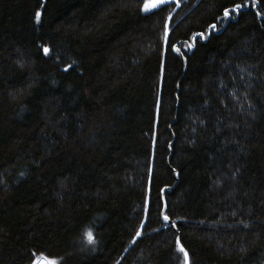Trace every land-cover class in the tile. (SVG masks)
<instances>
[{
  "label": "trees",
  "instance_id": "obj_1",
  "mask_svg": "<svg viewBox=\"0 0 264 264\" xmlns=\"http://www.w3.org/2000/svg\"><path fill=\"white\" fill-rule=\"evenodd\" d=\"M144 2L0 0V264H264V0Z\"/></svg>",
  "mask_w": 264,
  "mask_h": 264
},
{
  "label": "snow or ice",
  "instance_id": "obj_2",
  "mask_svg": "<svg viewBox=\"0 0 264 264\" xmlns=\"http://www.w3.org/2000/svg\"><path fill=\"white\" fill-rule=\"evenodd\" d=\"M169 2V0H145V3L143 5V7L141 8V11H144V12H150L152 9H157L159 8L160 5L162 4H165ZM247 5H242V4H235L234 7H232L231 9L229 7H224L222 9L223 11V15L225 17H229L230 13H235V12H238L239 10H241L243 7H246ZM257 15H262L261 13H257ZM40 16H41V13L39 11H37L35 13V19L37 21L40 20ZM168 20L171 19V16H169L167 18ZM164 36H163V39H164V42L165 44H167L168 40H169V37H170V28H169V25L168 23H165L164 24ZM212 29H215V25H211L210 26ZM200 38H204L203 36V33H200L198 34ZM187 47L190 49L192 47L191 44L187 45ZM171 50L173 52H176V53H180L181 49L176 47L175 44H172L171 45ZM49 51L48 48H44V52L47 54ZM170 218L168 215H164L163 216V220L164 221H168ZM167 226V225H166ZM176 225L173 223L172 224V227H175ZM135 235L137 237L141 236V232L140 231H137L135 233ZM84 239L87 240V242L89 244H94L95 243V237L93 235V233L89 230V231H86L84 233ZM177 243H179V238L177 237ZM179 251L181 253H183V256H184V264H188V253L187 251L184 249L183 245H180L179 247ZM50 255V254H49ZM39 257V259H36L35 257ZM32 264H62V260L61 259H49L47 258L44 254L40 253V252H37L35 254H33V262Z\"/></svg>",
  "mask_w": 264,
  "mask_h": 264
},
{
  "label": "water",
  "instance_id": "obj_3",
  "mask_svg": "<svg viewBox=\"0 0 264 264\" xmlns=\"http://www.w3.org/2000/svg\"><path fill=\"white\" fill-rule=\"evenodd\" d=\"M171 220L169 219L168 221H164V223L169 224ZM181 245V244H180ZM188 264H189V256H188Z\"/></svg>",
  "mask_w": 264,
  "mask_h": 264
},
{
  "label": "rangeland",
  "instance_id": "obj_4",
  "mask_svg": "<svg viewBox=\"0 0 264 264\" xmlns=\"http://www.w3.org/2000/svg\"><path fill=\"white\" fill-rule=\"evenodd\" d=\"M144 3H145V2H144ZM143 5H144V4H143ZM152 10H154V9H152ZM152 10H151V11H152ZM143 12H144V11H143Z\"/></svg>",
  "mask_w": 264,
  "mask_h": 264
}]
</instances>
